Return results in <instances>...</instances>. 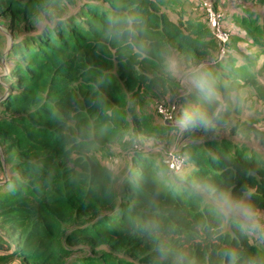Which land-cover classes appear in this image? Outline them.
I'll use <instances>...</instances> for the list:
<instances>
[{"label": "trees", "instance_id": "16d2710c", "mask_svg": "<svg viewBox=\"0 0 264 264\" xmlns=\"http://www.w3.org/2000/svg\"><path fill=\"white\" fill-rule=\"evenodd\" d=\"M160 3L0 0L12 39L0 137L15 153L11 175L0 181V222L15 249L0 254V264H65L81 245H106L130 259L107 264H264V247L191 188L264 210L260 151L223 139L207 143L208 151L197 144L186 148L191 162L184 158L168 178L158 176L163 169L151 153H136L120 177L96 155L130 132L169 144L171 128L146 106L177 91L167 66L172 52L198 85L212 88L195 108L209 121L223 118L219 105L238 99L244 84L260 90L264 57L255 71L239 66L208 26L175 21ZM240 19L264 55V24ZM10 247L0 234V249ZM79 256L77 264H101Z\"/></svg>", "mask_w": 264, "mask_h": 264}, {"label": "rangeland", "instance_id": "374dc122", "mask_svg": "<svg viewBox=\"0 0 264 264\" xmlns=\"http://www.w3.org/2000/svg\"><path fill=\"white\" fill-rule=\"evenodd\" d=\"M251 1L161 0L160 5L162 10L175 21L199 22L207 27L208 23L204 3L211 4L214 10L220 14V27L229 36V41L224 46H221V49H231L233 55L238 58L236 62L239 66L244 64L250 71H255L258 65L262 63L264 55L259 53L258 46L253 43L240 18L241 16L246 18L253 17L257 20L258 24H264V5ZM6 26L7 18L0 17V83L3 86L7 84L6 76L9 71L7 54L12 41ZM167 63L168 69L177 83V91L175 93H162L160 95L162 97L161 100H157L156 98L148 100L146 110L151 116L160 114V118L165 121L164 124L171 128L168 136L169 144L143 135H139L136 140L130 132L118 143L106 145L96 150V155L104 166L109 168L116 177H120L127 171L131 165L130 160L136 153L147 157L151 153L152 156H150L163 169L161 173H158V176H166L168 178L172 173L174 174L173 171L175 169V166L171 167L170 165L172 154H177L178 160L181 157V160H179L180 164L184 163V158L187 160L186 163H188L191 161L188 160L186 148L191 147L192 149L197 144H204V148L208 151L209 149L206 147L207 143L220 141L221 139L231 142V145H244L250 148V150L260 151L261 153L259 154L264 157V142L263 144L261 143L264 140V74L257 77V83L260 88L259 92L254 90L251 85L244 84L238 91V99L232 98V103L228 106L223 102L219 105L218 110H220V114H225L223 118L221 116L217 121L207 120L206 123L201 126L196 125L195 128H193L194 126H189L180 129L176 121L181 113L186 110L195 109L199 105L197 99L207 100L206 95L213 91L212 88H209L206 92L203 86L197 84V77L192 76L190 69L184 67L181 57L176 52H172L167 57ZM196 75L201 76L204 80L208 81L207 83L211 84L209 78L205 79L202 71H199ZM219 77H221V73H219ZM2 91L0 90V99L3 97ZM215 95L220 97L217 93ZM192 96L195 98L191 99ZM1 118H4L2 114L0 115ZM4 147L6 148V142L0 137V162L5 174H3L0 168V181L2 182L4 181V177L6 178V174L11 175L10 168L15 158V153L7 151ZM178 149H181L182 154L177 152ZM5 157H7V163L5 162ZM164 158L168 165L163 162ZM191 188L199 194L202 202L213 204V201L216 199L195 186H191ZM257 213L259 214L261 224L264 225V210ZM233 219L240 224L238 217H233ZM0 234L3 239L10 242L11 246L7 250L0 249V254L14 251L15 244L12 243L14 237L7 233L6 226L2 225L1 222ZM254 236L255 238L250 235L251 240L264 247V238ZM81 247L82 250L72 255L65 264H77L79 255L95 257L101 264H107L110 261L115 262L120 259H129L125 254L116 253L106 245L95 247L86 245L84 249L83 245ZM15 262H19L18 258H15Z\"/></svg>", "mask_w": 264, "mask_h": 264}, {"label": "clouds", "instance_id": "9594fccd", "mask_svg": "<svg viewBox=\"0 0 264 264\" xmlns=\"http://www.w3.org/2000/svg\"><path fill=\"white\" fill-rule=\"evenodd\" d=\"M206 122V115L197 109L184 111L176 121L180 129L201 125ZM213 208L225 220L230 216L238 217L240 227L245 232L264 238V230H262L264 225L261 224L259 214L244 202L233 200L227 194H223L213 201Z\"/></svg>", "mask_w": 264, "mask_h": 264}, {"label": "built area", "instance_id": "2783aa9c", "mask_svg": "<svg viewBox=\"0 0 264 264\" xmlns=\"http://www.w3.org/2000/svg\"><path fill=\"white\" fill-rule=\"evenodd\" d=\"M203 1V0H202ZM205 6V14L209 28L211 29L214 37L219 42L221 46H224L229 41V36L222 30L220 27V14H218L211 4L204 3ZM179 157V155H178ZM172 162L170 163L171 167L175 166L174 171H180L183 168V164H180L179 160L177 159V154L171 155Z\"/></svg>", "mask_w": 264, "mask_h": 264}, {"label": "crops", "instance_id": "0c3cea01", "mask_svg": "<svg viewBox=\"0 0 264 264\" xmlns=\"http://www.w3.org/2000/svg\"><path fill=\"white\" fill-rule=\"evenodd\" d=\"M254 236V235H253ZM254 238H255V236H254ZM263 244H264V242H263Z\"/></svg>", "mask_w": 264, "mask_h": 264}]
</instances>
